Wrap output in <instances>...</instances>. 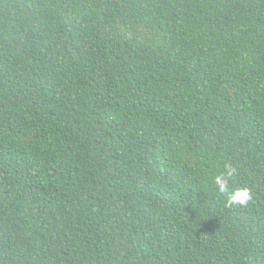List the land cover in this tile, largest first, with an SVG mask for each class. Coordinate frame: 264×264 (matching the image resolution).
Masks as SVG:
<instances>
[{"label": "trees", "instance_id": "1", "mask_svg": "<svg viewBox=\"0 0 264 264\" xmlns=\"http://www.w3.org/2000/svg\"><path fill=\"white\" fill-rule=\"evenodd\" d=\"M0 264H264V0H0Z\"/></svg>", "mask_w": 264, "mask_h": 264}, {"label": "clouds", "instance_id": "2", "mask_svg": "<svg viewBox=\"0 0 264 264\" xmlns=\"http://www.w3.org/2000/svg\"><path fill=\"white\" fill-rule=\"evenodd\" d=\"M237 173V169L231 164H225L224 171L214 177V182L219 193H227V206L246 205L252 199V190L248 186L229 188V180Z\"/></svg>", "mask_w": 264, "mask_h": 264}]
</instances>
